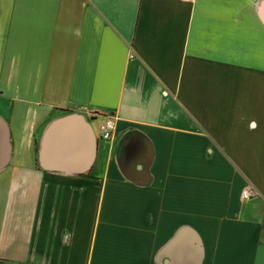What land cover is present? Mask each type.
Instances as JSON below:
<instances>
[{"label":"crops","instance_id":"1","mask_svg":"<svg viewBox=\"0 0 264 264\" xmlns=\"http://www.w3.org/2000/svg\"><path fill=\"white\" fill-rule=\"evenodd\" d=\"M0 120V264H264V0H0Z\"/></svg>","mask_w":264,"mask_h":264},{"label":"water","instance_id":"2","mask_svg":"<svg viewBox=\"0 0 264 264\" xmlns=\"http://www.w3.org/2000/svg\"><path fill=\"white\" fill-rule=\"evenodd\" d=\"M77 146L82 151H76ZM9 147L6 126L0 120V167L9 159ZM93 147L94 142L88 123L80 114L69 113L54 119L47 125L37 159L45 168L77 171L91 162L94 154ZM136 168L146 170L147 163H137Z\"/></svg>","mask_w":264,"mask_h":264},{"label":"built area","instance_id":"3","mask_svg":"<svg viewBox=\"0 0 264 264\" xmlns=\"http://www.w3.org/2000/svg\"><path fill=\"white\" fill-rule=\"evenodd\" d=\"M112 127H113V118L110 115H106L98 123V130L102 137H109L111 135ZM254 194H256L255 188L248 183L245 186H243L240 190V196L242 198H247Z\"/></svg>","mask_w":264,"mask_h":264}]
</instances>
